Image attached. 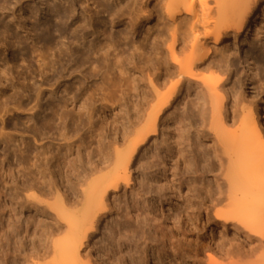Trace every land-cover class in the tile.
I'll use <instances>...</instances> for the list:
<instances>
[{"label":"rangeland","instance_id":"obj_1","mask_svg":"<svg viewBox=\"0 0 264 264\" xmlns=\"http://www.w3.org/2000/svg\"><path fill=\"white\" fill-rule=\"evenodd\" d=\"M145 1L9 0L4 12L0 11L2 24L9 25L8 35L2 33L0 27V69L5 65L18 87V82H22L24 77L30 79V83L40 82L36 69L37 59L42 53L47 59H54L60 48L76 49L79 44L83 48L79 49L85 51L81 59L85 71H89L88 67L101 72L107 70L110 62L94 60L95 55L90 54L89 47V43L100 44L106 39L121 43L118 50L123 53L121 61L124 64H121L123 69H127L128 77L122 87L127 94H89V88H107V82L99 77L84 82V94H73L80 73L75 72L71 77L70 71L64 74L67 78L64 76L60 93L43 95L42 111L32 121H27L24 114L9 120L7 132L24 133L26 138L19 148L17 142H12L8 148L0 146V188L5 174L8 176L7 185L11 186L6 196L0 197V228L7 227L9 223L10 227L4 228L7 235L26 231L33 237L35 245L41 244L45 238L62 237L64 232L59 228L63 225L57 217L62 201L71 206L81 197L80 190L86 188L95 176L92 174L94 169L113 155L115 148H123L125 134L134 129L138 118L155 104L152 82L156 75L165 73L164 69L168 72L173 70L166 64L162 65L164 69L161 68L156 59L161 57V53L167 54L166 47L172 42L170 29L181 21L179 17L176 23L171 22L165 9L168 0ZM260 4L263 5L264 0ZM12 9L16 11L15 15ZM60 14L65 18L69 15V18L61 19L63 17H58ZM148 16L149 20L145 21ZM79 21H85V24L81 22L83 25L77 29ZM45 23L49 24V30L44 34L47 40H37V35L30 28H42ZM84 25H89V30ZM187 26L183 22L181 31H187ZM24 30L30 31V35L26 37ZM85 32L88 35L82 39L81 34ZM233 32L230 31L217 45L209 42L212 51L209 62L220 58L226 60V65L220 68L224 70L220 78L225 94L222 116L229 131H235L239 126L241 109L251 110L257 100L264 115V16L256 21L246 42H240L236 47L233 45ZM195 34L202 38L200 30ZM187 35L188 40L194 37V34ZM7 61L8 65L4 64ZM167 61L171 63L169 58ZM158 67L160 71H157ZM164 77L160 80L170 83L174 80ZM65 87L67 92L62 91ZM181 88L180 99L160 121L158 135L152 137L134 159L129 187L122 186L117 194L108 197L110 212L102 218L98 232L91 236L87 248L81 253L92 264L101 262L100 256H111L115 264H130V255L139 258L141 264H153L150 252L147 260L144 259L143 246L140 245L144 232L148 233L147 225L163 228L171 224L176 215L180 216V264H197L198 259L208 264L210 253L216 256L214 264H258L263 261L264 249L252 238H247L243 228L230 225L222 231L213 218L214 210L206 215L205 207L209 205L206 191L216 192V179L222 177L213 147L218 135L215 127H221L217 114L213 119L218 103L213 97L206 98L193 81L183 83ZM70 90L72 92L67 94ZM10 93L9 90L7 95ZM14 97L16 101L26 100V94ZM69 98L73 103L65 108ZM4 100L0 99L1 102ZM56 115L61 120L55 118ZM47 119L50 121L46 122ZM14 122L18 123L17 131L12 127ZM28 126L31 129L28 130ZM34 129L43 134L37 137L38 142L34 140ZM18 149L24 151L23 155L36 157L33 167L27 163L17 165V160H20ZM224 164L227 166L225 159ZM22 173L26 175L28 184H35V190L24 188L26 183L22 185V178L18 176ZM221 187L227 191L226 181H222ZM223 207L225 203L219 206L220 209ZM135 217L141 224L135 221ZM118 229L134 232L131 233L134 236L127 239L132 242L133 252L112 246L119 240L124 246L125 239L118 238ZM203 244L210 245L212 250L203 249Z\"/></svg>","mask_w":264,"mask_h":264},{"label":"bare ground","instance_id":"obj_2","mask_svg":"<svg viewBox=\"0 0 264 264\" xmlns=\"http://www.w3.org/2000/svg\"><path fill=\"white\" fill-rule=\"evenodd\" d=\"M147 1L149 0L145 2L147 3ZM260 1L168 0V6L165 9L171 22L173 24L176 23V20L180 17V21L182 23L186 22L188 26L187 31H181V22L178 24L180 26L177 24L175 26L174 24L171 27V29L174 27L172 30L170 29L172 42L166 47L167 52H165L167 54L159 52L161 53V57L156 59L158 61L156 64L161 65V68H163V64H166L173 70L168 72L167 69L163 68L165 73L156 75L155 84V80H152L153 85L151 86V90L153 89L152 93L156 96L155 104L144 116L138 118L135 125L133 124L135 128L128 134H125L123 148H115L114 154L105 159L100 167L94 169L92 174L95 176L87 183L86 188L80 190V199L78 198V200L74 201L71 206H67L62 201V206L57 210V217L63 225V227L59 228L61 232H64L63 236L58 239L45 238L44 241H41V244L35 245L33 237L26 231L12 236L4 233V230L10 227L9 223H7V227H4L5 229L3 226L0 228V264H92L81 253L87 248L86 244L89 242L91 236L98 232V225L102 221V218L110 212L108 197L111 194H117L122 186L125 188L129 187L132 180L130 169L134 159L140 149L146 146L152 137L158 135L160 121L164 113L180 99V90L183 83L191 81L206 94V98L213 97L216 99L218 106L216 107V111H213V119L217 114L221 125L220 128L215 127L218 135L215 143H213V147L218 170L222 173V177L220 176L216 179V192L206 191V201L209 202V205L205 207L206 215H209L214 210L213 218L219 223L222 231L226 230L230 225L243 228L247 233V238H252L264 249V115L260 112L259 101L257 100L253 103L251 110L246 111L241 109L237 129L235 131L227 130L222 116V104L225 94L222 91V78H220V74L224 71L220 70V68L226 63V60L220 58L219 60L209 62L212 59L210 41L214 45H217L229 35L230 31L234 30V47L240 42H246L256 21L261 16H264V4H260ZM8 2L9 0H0V11L2 13L8 7ZM18 3L20 2L18 1ZM69 5L71 8V4ZM261 5L262 7L260 8ZM49 6L51 7V5ZM144 9L145 11L147 10L146 8ZM15 12L13 10V13H11L15 15ZM66 16L69 18V15ZM72 16L70 15V17ZM17 17H15V21H17ZM58 17H63L61 19L65 18L61 14ZM67 18L65 19L67 20ZM149 18L148 16L144 20L148 21ZM81 22L79 21L78 26H76L77 29L85 21ZM0 23L2 24L1 20ZM20 25L22 24L20 23ZM88 26L85 27L88 28ZM0 27L2 28V33L8 35L9 25L7 26L6 23L5 25H0ZM82 28L81 30L84 29ZM178 29L179 31H177ZM30 30L37 35V40L46 41L47 37L44 34L49 30V24L45 23L42 28H35L33 26ZM37 30L39 33H37ZM199 30L202 32V38L195 34ZM24 32L26 33V37L30 35V31L24 30ZM186 32L194 34V37L192 39L190 37V40H188ZM86 35H88L86 32L85 34H81V38L84 39ZM94 44L89 43V47L91 48V53H89L95 55L94 60L110 62L107 64V70L103 72L95 70L94 67H88L89 71H85L86 68L83 69V60L81 59L85 51L83 52L79 49V47L83 49L81 44L76 49L60 48L54 59H47V56L42 53L37 59L38 66L36 73L41 78L39 83H30V79L27 80V77H24L22 82H18L20 85L18 87L14 83L15 77L3 65L4 67L0 69V85L4 88H0V99L4 98L5 100L3 102L0 101V146L3 145V148H8L12 142H17V148H19L25 143L26 137L23 135L24 133L12 134L7 132L10 125L9 120L11 121L14 117L18 119L21 114H24L27 121H32L42 111L43 95L46 93H60L59 88L61 83L64 82V76L66 77L64 74L70 71L69 76L71 77L76 74L75 72L77 74L80 73V79L78 78L77 85L74 86L75 91L73 94H84V82L95 77L105 80L107 88H89V94H127L122 89L128 77L126 76L127 69H123V65L121 64L123 63L121 61L123 53L121 54L122 51L118 50L121 43L113 42L112 39H106L103 43ZM235 49L231 48V50ZM78 57L80 60H77ZM167 58H169L171 63H168ZM4 64L8 65V61ZM157 71H160L159 67ZM162 76H168L169 80L172 77L174 80L172 83L168 81L170 83L168 86L167 80H160ZM5 82H7V86H4ZM71 88L69 87V89ZM19 89L22 90L21 93ZM9 90L11 91V95L8 96ZM66 90L67 88L65 87L62 91ZM71 92L72 90L67 94ZM18 94H26V100L16 101L14 96ZM68 102L65 108L72 105V98H69ZM55 118L61 120L58 115ZM48 121L50 120L47 119L46 122ZM12 127L16 131L19 129L17 122H14ZM27 129L29 130L31 127L28 126ZM33 131L36 133L34 134V140L38 142L37 137H41L43 134L39 133L37 129ZM18 150L20 160H17V165L22 166L24 163H27L33 167L36 157H31L29 154L23 155L24 151ZM224 159L227 161V166L224 164ZM18 176L19 179L22 178V185L26 183V185L24 184V188H34L35 190V184H28L25 174H18ZM7 179L8 176L5 174L3 185L0 188V197L6 196L7 191L11 189V186L8 187L7 185ZM222 181H226L228 185L226 192L222 190ZM222 203H225V207L220 209L219 206ZM175 218L173 221L171 220V224H167L163 228L156 229L151 224L147 225L148 233L144 232L145 236L142 238L143 241L140 244L143 246L141 251L144 253V259L147 260L148 252H150L153 264H180V216L177 217L176 215ZM135 219H137L135 221L138 224H141L137 217ZM131 233L134 234V232ZM131 233L129 229H118V238L125 239L124 246H122L121 240L115 242L112 246L117 249L124 247L133 252L132 242L129 243L127 240L134 236ZM11 243L13 245L12 250ZM5 246L7 247L5 248ZM203 249L212 250L210 245L206 246L204 244ZM134 254H137V252H134ZM261 256L264 257L263 254ZM100 260L101 262L98 264H115L111 256H106V258L100 256ZM215 260V255L212 253L208 254V264H214ZM129 261L130 264H141L140 259L133 255L129 256ZM197 264L204 263L198 259ZM230 264H236V262ZM258 264H264V259Z\"/></svg>","mask_w":264,"mask_h":264}]
</instances>
